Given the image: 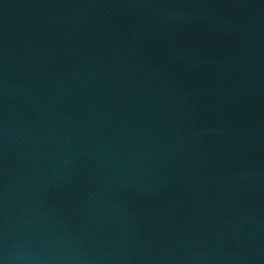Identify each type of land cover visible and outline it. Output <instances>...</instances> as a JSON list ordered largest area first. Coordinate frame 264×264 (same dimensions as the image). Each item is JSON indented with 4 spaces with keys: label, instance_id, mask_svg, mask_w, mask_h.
Segmentation results:
<instances>
[{
    "label": "water",
    "instance_id": "water-1",
    "mask_svg": "<svg viewBox=\"0 0 264 264\" xmlns=\"http://www.w3.org/2000/svg\"><path fill=\"white\" fill-rule=\"evenodd\" d=\"M0 264H264V0H0Z\"/></svg>",
    "mask_w": 264,
    "mask_h": 264
}]
</instances>
